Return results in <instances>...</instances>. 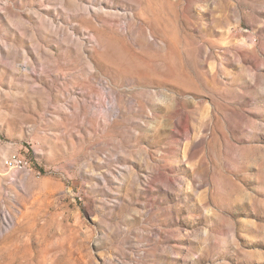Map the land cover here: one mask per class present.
I'll use <instances>...</instances> for the list:
<instances>
[{
    "label": "rangeland",
    "instance_id": "1",
    "mask_svg": "<svg viewBox=\"0 0 264 264\" xmlns=\"http://www.w3.org/2000/svg\"><path fill=\"white\" fill-rule=\"evenodd\" d=\"M0 264H264V0H0Z\"/></svg>",
    "mask_w": 264,
    "mask_h": 264
},
{
    "label": "built area",
    "instance_id": "2",
    "mask_svg": "<svg viewBox=\"0 0 264 264\" xmlns=\"http://www.w3.org/2000/svg\"><path fill=\"white\" fill-rule=\"evenodd\" d=\"M3 167L8 171H19V168L31 169L32 162L19 152H11L2 159Z\"/></svg>",
    "mask_w": 264,
    "mask_h": 264
},
{
    "label": "bare ground",
    "instance_id": "3",
    "mask_svg": "<svg viewBox=\"0 0 264 264\" xmlns=\"http://www.w3.org/2000/svg\"><path fill=\"white\" fill-rule=\"evenodd\" d=\"M22 169H24V168H19V170H22Z\"/></svg>",
    "mask_w": 264,
    "mask_h": 264
}]
</instances>
